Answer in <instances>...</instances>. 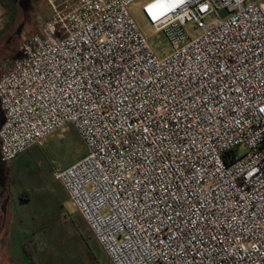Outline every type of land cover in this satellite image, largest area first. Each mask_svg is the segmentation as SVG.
<instances>
[{
	"label": "built area",
	"instance_id": "obj_1",
	"mask_svg": "<svg viewBox=\"0 0 264 264\" xmlns=\"http://www.w3.org/2000/svg\"><path fill=\"white\" fill-rule=\"evenodd\" d=\"M45 1L0 74V163L70 125L53 178L110 264H264V0H149L163 56L137 0Z\"/></svg>",
	"mask_w": 264,
	"mask_h": 264
},
{
	"label": "rangeland",
	"instance_id": "obj_2",
	"mask_svg": "<svg viewBox=\"0 0 264 264\" xmlns=\"http://www.w3.org/2000/svg\"><path fill=\"white\" fill-rule=\"evenodd\" d=\"M148 1L137 0L130 5L129 13L155 54L163 56L169 51L166 38L148 24L141 11ZM50 17V8L45 0L0 2V74L10 66V50L19 53L22 37L35 33L38 24ZM21 23L24 26L20 33L9 40ZM184 31L190 38L199 34L190 23L185 25ZM85 152L76 131L68 125L63 131L55 132L33 146L14 163L20 177L14 179L11 194L14 199L19 192L28 196L19 207L23 212L24 229H30L26 238L36 236L35 241L39 243L36 259L40 264H110L63 187L53 178V173L67 168ZM6 208L7 204L4 210ZM22 253L24 264H36L27 256L30 253L27 248L23 247Z\"/></svg>",
	"mask_w": 264,
	"mask_h": 264
},
{
	"label": "crops",
	"instance_id": "obj_3",
	"mask_svg": "<svg viewBox=\"0 0 264 264\" xmlns=\"http://www.w3.org/2000/svg\"><path fill=\"white\" fill-rule=\"evenodd\" d=\"M25 37L23 36L22 40ZM32 147L25 150L11 162L6 164L0 163V264H24L23 247L29 250L30 253L27 256L31 258L33 263L40 264L36 259V249H38L39 243L35 241L36 236L30 239L26 238L30 229H24L25 224L22 222L23 212L19 207L23 201L28 199V196L24 192H19L17 193L18 196L14 199L11 194L14 179L20 175L16 171L14 163L18 157ZM7 164H10V166L7 167ZM5 199H7V208L2 212L1 205Z\"/></svg>",
	"mask_w": 264,
	"mask_h": 264
},
{
	"label": "bare ground",
	"instance_id": "obj_4",
	"mask_svg": "<svg viewBox=\"0 0 264 264\" xmlns=\"http://www.w3.org/2000/svg\"><path fill=\"white\" fill-rule=\"evenodd\" d=\"M181 0H159L153 7V11L160 13L166 9H175L179 6ZM156 9V10H155Z\"/></svg>",
	"mask_w": 264,
	"mask_h": 264
},
{
	"label": "flooded vegetation",
	"instance_id": "obj_5",
	"mask_svg": "<svg viewBox=\"0 0 264 264\" xmlns=\"http://www.w3.org/2000/svg\"><path fill=\"white\" fill-rule=\"evenodd\" d=\"M14 2H15V1H14ZM23 26H24L23 23H21V24L18 26V28H16V30L12 32V35H11V37H10L9 40H11V38H13L15 35H18V34L20 33V30H21V28H22ZM17 29H19L18 32H16ZM9 54H10V56H9V63L12 64L13 61L15 60V58H16L17 56H19V53H17L15 50H12V51L9 52Z\"/></svg>",
	"mask_w": 264,
	"mask_h": 264
},
{
	"label": "water",
	"instance_id": "obj_6",
	"mask_svg": "<svg viewBox=\"0 0 264 264\" xmlns=\"http://www.w3.org/2000/svg\"><path fill=\"white\" fill-rule=\"evenodd\" d=\"M225 15H226V12H225L224 10H221L220 12H218V16H219L220 18L224 17ZM210 17L213 18L214 15L212 14ZM18 31H19V29H17V32H18ZM16 59H19V56H17V57L15 58V60H16ZM6 203H7V199H5V200L3 201V203H2V205H1V211H2V212H4V206H5Z\"/></svg>",
	"mask_w": 264,
	"mask_h": 264
},
{
	"label": "trees",
	"instance_id": "obj_7",
	"mask_svg": "<svg viewBox=\"0 0 264 264\" xmlns=\"http://www.w3.org/2000/svg\"><path fill=\"white\" fill-rule=\"evenodd\" d=\"M6 0H0V2L3 4L4 2H5ZM11 8V7H10ZM14 11V10H13ZM2 112H1V110H0V119H1V121H2ZM1 123V122H0Z\"/></svg>",
	"mask_w": 264,
	"mask_h": 264
}]
</instances>
